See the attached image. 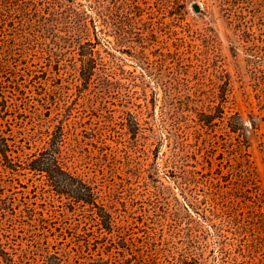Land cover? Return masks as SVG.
Listing matches in <instances>:
<instances>
[{
  "label": "rangeland",
  "instance_id": "1",
  "mask_svg": "<svg viewBox=\"0 0 264 264\" xmlns=\"http://www.w3.org/2000/svg\"><path fill=\"white\" fill-rule=\"evenodd\" d=\"M90 1L0 0V264H264V0H136L118 47Z\"/></svg>",
  "mask_w": 264,
  "mask_h": 264
},
{
  "label": "trees",
  "instance_id": "2",
  "mask_svg": "<svg viewBox=\"0 0 264 264\" xmlns=\"http://www.w3.org/2000/svg\"><path fill=\"white\" fill-rule=\"evenodd\" d=\"M87 8L88 10L76 8L71 11L77 18L75 23L82 36H93L97 42L101 41V38H112L113 45L117 47L122 43L131 44L135 39L134 42L142 40L140 29L135 27L139 26L142 16L136 14L140 10L136 0H92ZM133 11L137 21L131 16ZM56 150L54 147L46 161L39 158L32 159L28 164L29 169L45 176L56 194L66 195L74 202L97 207L96 195L92 187L66 170ZM99 209L101 212L97 213V216L103 225L109 227V215L102 207ZM47 264L64 263L53 256L48 259ZM89 264L111 263L99 258Z\"/></svg>",
  "mask_w": 264,
  "mask_h": 264
}]
</instances>
